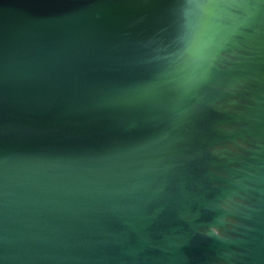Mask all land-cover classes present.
I'll list each match as a JSON object with an SVG mask.
<instances>
[{"label": "water", "instance_id": "obj_1", "mask_svg": "<svg viewBox=\"0 0 264 264\" xmlns=\"http://www.w3.org/2000/svg\"><path fill=\"white\" fill-rule=\"evenodd\" d=\"M0 264H264V0H0Z\"/></svg>", "mask_w": 264, "mask_h": 264}]
</instances>
